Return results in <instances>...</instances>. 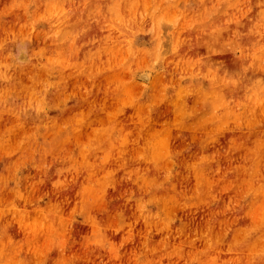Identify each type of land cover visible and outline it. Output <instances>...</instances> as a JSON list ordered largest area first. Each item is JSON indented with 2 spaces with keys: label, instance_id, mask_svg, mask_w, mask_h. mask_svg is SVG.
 <instances>
[{
  "label": "rangeland",
  "instance_id": "obj_1",
  "mask_svg": "<svg viewBox=\"0 0 264 264\" xmlns=\"http://www.w3.org/2000/svg\"><path fill=\"white\" fill-rule=\"evenodd\" d=\"M0 264H264V0H0Z\"/></svg>",
  "mask_w": 264,
  "mask_h": 264
},
{
  "label": "bare ground",
  "instance_id": "obj_2",
  "mask_svg": "<svg viewBox=\"0 0 264 264\" xmlns=\"http://www.w3.org/2000/svg\"><path fill=\"white\" fill-rule=\"evenodd\" d=\"M142 73H143V72H142ZM139 74H140V73H139ZM144 75H145V73H144ZM139 76H140V75H139ZM146 76H147V73H146ZM146 78H148V76H147ZM146 78H145V79H146ZM143 79H144V77H143ZM146 80H147V79H146Z\"/></svg>",
  "mask_w": 264,
  "mask_h": 264
}]
</instances>
